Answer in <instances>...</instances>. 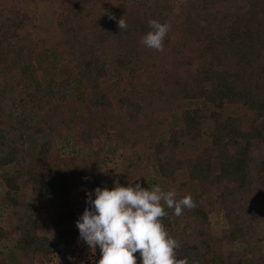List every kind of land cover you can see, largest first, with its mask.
<instances>
[{"label":"trees","instance_id":"trees-1","mask_svg":"<svg viewBox=\"0 0 264 264\" xmlns=\"http://www.w3.org/2000/svg\"><path fill=\"white\" fill-rule=\"evenodd\" d=\"M26 3L50 8L84 111L69 105L70 81L38 73ZM152 19L171 25L166 63L140 43ZM237 105L247 118L225 115ZM29 140L39 141L31 159ZM0 172L12 210L0 264L49 261L79 239L89 193L130 181L195 200L179 217L165 206L178 258L264 264V0H0Z\"/></svg>","mask_w":264,"mask_h":264},{"label":"clouds","instance_id":"clouds-1","mask_svg":"<svg viewBox=\"0 0 264 264\" xmlns=\"http://www.w3.org/2000/svg\"><path fill=\"white\" fill-rule=\"evenodd\" d=\"M115 19V17H111ZM120 30H127V22L118 20ZM150 31L140 43L156 51L164 50V41L171 30L168 22L149 21ZM174 190L163 191L159 185L151 189L129 182L127 187L116 182L114 188L95 189V199L88 194L89 207L76 222L80 239L94 253L101 251L98 264H137L136 253L142 264H198L189 257L178 258L180 241L171 236L164 225L165 206L174 209L179 217L183 209L196 207L191 194L176 198Z\"/></svg>","mask_w":264,"mask_h":264},{"label":"rangeland","instance_id":"rangeland-1","mask_svg":"<svg viewBox=\"0 0 264 264\" xmlns=\"http://www.w3.org/2000/svg\"><path fill=\"white\" fill-rule=\"evenodd\" d=\"M25 6L27 9L36 13L39 22L37 38L39 41L41 53L39 58L36 59L35 62L38 73L45 79L56 78L58 80L62 79L70 81L73 86V95L70 97L69 105L72 108H80V110H83V106L82 108L79 107L78 93L80 91H83L84 89L80 85L81 82L76 76V64L74 63V61L67 59L62 50L60 34L58 32V28L56 26V22L50 8L47 5H41L40 7L35 8L30 3H26ZM171 56V50L166 47L163 50L160 58H163V63H166L168 62V60H170ZM171 101L172 100L169 101L168 105L170 106V104H172L173 107H176V105ZM168 105L166 107H168ZM179 106H181L182 108H191L192 106L195 107L197 105H195L194 103H180ZM166 107L163 108L164 112L167 110ZM160 111L161 107H158V112ZM225 115L245 119L249 115V112L246 107L237 105L228 107L225 111ZM38 149L39 141H28L27 150L30 159ZM117 161L118 160H116V162ZM2 175V172H0V224L7 228V226H10V222L12 219V210L8 206L9 203L1 197ZM24 193L27 200L36 204L30 188H25ZM217 194L219 195L220 192H217ZM210 216L213 229L218 231L223 227H226L223 215L218 210L214 211V213ZM55 218L60 219L57 215H55ZM75 229L77 230V232H79V229L76 225ZM78 238L79 239L77 240V242L73 243L71 246H64L62 244L57 245L53 254L50 256L49 261L47 260L45 262H37L36 264H98L99 259L101 258V251L99 246H97L95 252L93 253L86 242L80 239V233ZM55 241L56 243L60 244V239L58 237H56ZM195 261L198 262V264H215L214 262L209 260L200 261L198 258L195 259Z\"/></svg>","mask_w":264,"mask_h":264}]
</instances>
